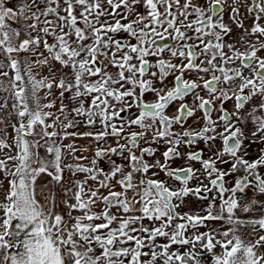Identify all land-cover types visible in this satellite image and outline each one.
Listing matches in <instances>:
<instances>
[{"label":"rangeland","instance_id":"obj_1","mask_svg":"<svg viewBox=\"0 0 264 264\" xmlns=\"http://www.w3.org/2000/svg\"><path fill=\"white\" fill-rule=\"evenodd\" d=\"M176 3L177 0H0V205L6 199H13L12 186L19 170L18 150L23 133L19 103L22 107L28 103L24 101L27 92L21 85L20 73L26 81V77L38 71L40 79L32 85L40 94L44 89L43 74L54 73L50 70L49 58L60 60L64 88L61 120L69 131L66 135L74 133L73 137H85V145L89 139L100 145L108 134L106 121L113 132H126L130 124L128 120H118V114L122 109L134 111L135 98L142 89L139 70L131 72L126 55L114 52L117 47L113 46L112 29L122 33L121 29L129 23L127 18L133 13ZM52 122L56 126V119ZM186 129L192 131L191 121ZM66 135L61 139L59 169L55 168L47 181L53 191L51 216L60 220L44 225L48 228V223L50 227L57 224L60 238L53 245L50 238L32 230L30 235L15 240L21 254L29 252L22 264H55V259L57 264H68L67 252L71 253L74 264H141L138 218L126 224L122 220H115V224L110 222V230L104 233L100 226H107L105 223L96 224L90 218L76 219L71 213L79 194L80 181L75 178L78 172L88 176L90 159L77 157L80 148L73 138L69 144ZM147 148L151 153L145 156L142 165L147 179L142 191L144 212L172 217L173 221L178 217L184 221H199L187 225L182 239L187 238L190 247L206 250L211 246V223L204 218L224 212L221 204L225 191L220 186L223 169L218 142L207 135L200 139L183 136L173 141L164 137L148 144ZM196 154L198 157L194 156ZM184 170L190 172V177L177 178L175 173ZM149 182L172 194L170 206L158 203ZM5 209L13 213L11 206ZM160 225L152 229L154 236L168 229ZM121 231L126 232L127 238L120 235ZM174 233L178 240L177 232ZM204 234L208 239L200 244ZM6 247L9 246L0 233V264ZM52 247L56 248L57 255H53ZM38 252L40 254L35 255ZM158 253L164 254L163 248H158ZM174 258L171 264L177 263ZM185 258L184 262H196L189 255Z\"/></svg>","mask_w":264,"mask_h":264},{"label":"flooded vegetation","instance_id":"obj_2","mask_svg":"<svg viewBox=\"0 0 264 264\" xmlns=\"http://www.w3.org/2000/svg\"><path fill=\"white\" fill-rule=\"evenodd\" d=\"M127 20L124 32L112 29L113 46L119 48L114 52L126 55L131 72L139 70L142 89L134 111L122 109L118 114V120L130 124L126 132H113L105 120L106 136L126 143L109 152L108 168H117L113 159L119 154L131 152L144 176L148 144L164 137L173 141L207 135L219 144L222 190L228 174L240 176V187L252 181L264 190V0H177L175 6L142 9ZM189 121L194 130L187 132ZM103 148L104 141L98 159L105 155ZM175 175L188 179L190 172ZM121 182L130 183V178ZM148 185L156 194L161 189ZM157 198L160 205H171ZM113 200L117 202L106 199L110 205ZM188 223L199 221L175 222L178 239ZM207 239L206 234L201 238L205 243Z\"/></svg>","mask_w":264,"mask_h":264},{"label":"crops","instance_id":"obj_3","mask_svg":"<svg viewBox=\"0 0 264 264\" xmlns=\"http://www.w3.org/2000/svg\"><path fill=\"white\" fill-rule=\"evenodd\" d=\"M59 62L60 60L53 57L49 58L50 70L54 73L49 71L43 74L41 79L44 89L40 90V94L32 85L39 78L38 71L34 72L33 76L26 77V81L25 76L20 73L21 85L27 92V99L24 95V101L25 104L28 103L24 107L19 103L23 133L20 137V151L18 150L19 170L12 186L14 197L11 201L6 199L0 205V233L9 246L2 254V264H22L27 260L29 252L28 255L21 254L19 245L15 247V240L30 235L32 230L50 238L53 245L57 244L60 238L57 224V227L56 225L50 227L48 223V228H44L45 222L59 223L60 220L51 216L54 204L53 191L47 181L54 169H59L61 139L69 132L61 120L64 112V88L61 83L62 64ZM30 63L33 64V60L30 59ZM41 111L44 112L43 115L39 114ZM53 119L57 121L56 126H53ZM72 135L75 134L66 135L69 144L73 138L76 147L80 148V153L76 156L82 155L81 159H90V168L88 176L82 172L77 173L75 179L80 181L77 190L79 194L75 204L71 206V213L76 219L90 218L94 219L96 224L105 223L107 226H100L104 233L110 230L108 227L110 222L115 224V220H122L126 224L133 218H138L141 264H171L174 257L177 261L175 264H191L183 261L188 255L196 260L194 264H264V190L252 181L240 187L239 175L224 176L226 190L221 204L224 212L220 216L204 218L211 223L209 226L211 246L204 248L206 250L200 248L197 250L190 247L187 238L176 239L174 224L182 219L178 217L177 221H173L172 217L170 219L160 214L151 216L152 212L149 215L144 212L142 191L145 178L135 167L134 153L122 152L113 159L117 168L111 170L108 168L109 152L118 146H125L123 140L117 141L115 138L106 137L103 140L105 155H102L105 159L103 157L98 159L101 144L97 145L89 139L85 145V137ZM16 152L15 146V155ZM96 161L99 163L98 166L94 164ZM97 173L101 174L104 184H101L100 175H96ZM79 174L83 178L78 176ZM124 177L130 178V183L122 184L121 179ZM260 177L264 179V174H260ZM110 198H117V202L113 200V205L108 204L106 199ZM6 206L13 208L12 214L8 213ZM109 211L113 216L108 215ZM160 224L168 229L154 236L152 229L161 226ZM120 235L127 238L125 231H121ZM160 247L163 248L162 255L158 253ZM52 248L53 255H57L56 248ZM37 254L40 252L35 255Z\"/></svg>","mask_w":264,"mask_h":264},{"label":"water","instance_id":"obj_4","mask_svg":"<svg viewBox=\"0 0 264 264\" xmlns=\"http://www.w3.org/2000/svg\"><path fill=\"white\" fill-rule=\"evenodd\" d=\"M157 194L163 204L169 205L171 203V195L161 189H157Z\"/></svg>","mask_w":264,"mask_h":264},{"label":"trees","instance_id":"obj_5","mask_svg":"<svg viewBox=\"0 0 264 264\" xmlns=\"http://www.w3.org/2000/svg\"><path fill=\"white\" fill-rule=\"evenodd\" d=\"M201 242H200V244H201ZM66 256H67V262H68V264H74V259H73L72 255H71V253L70 252H67L66 253ZM184 259H186V258H184Z\"/></svg>","mask_w":264,"mask_h":264}]
</instances>
